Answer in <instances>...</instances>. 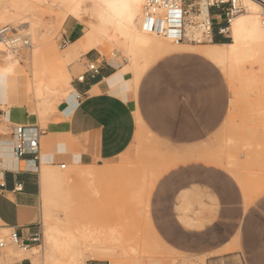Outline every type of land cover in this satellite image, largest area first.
I'll list each match as a JSON object with an SVG mask.
<instances>
[{
	"label": "crops",
	"instance_id": "1",
	"mask_svg": "<svg viewBox=\"0 0 264 264\" xmlns=\"http://www.w3.org/2000/svg\"><path fill=\"white\" fill-rule=\"evenodd\" d=\"M83 25L75 17L65 20L62 39L68 41L67 45L82 36ZM224 39L219 36L213 42L227 43ZM97 49L82 55L85 69L81 74L85 77L79 80L81 74L72 76L73 90L60 109L61 121L45 128L39 124L36 110L30 111L26 103L29 96L22 84L14 91L0 84V231L17 230L25 241L39 232L44 166L114 160L126 155L141 129L147 128L179 146V154L195 156L170 164L162 180L171 186L168 210L176 224L185 231L207 235L204 253L231 250L222 257L215 256V263H236L243 255L247 264H264V188L258 185L255 191L236 169L221 163L218 157L221 140L231 136L222 67L199 50H171L147 69L166 57L179 64L187 55H198L215 66L157 67L150 75H162L164 85L154 90L147 88L152 78L142 80L147 69L135 83L121 63L113 57L103 58ZM89 63L100 68L96 76L86 72ZM145 98L165 102L150 107L143 102ZM153 114L160 116L156 119ZM15 125L40 127L39 160L33 155L17 156L13 136L5 134ZM196 198L200 200L193 206L196 215H182V206ZM18 252L23 255L22 250ZM35 256L34 250L26 251L21 264H36Z\"/></svg>",
	"mask_w": 264,
	"mask_h": 264
},
{
	"label": "rangeland",
	"instance_id": "2",
	"mask_svg": "<svg viewBox=\"0 0 264 264\" xmlns=\"http://www.w3.org/2000/svg\"><path fill=\"white\" fill-rule=\"evenodd\" d=\"M51 1L36 0L32 4L31 12L39 19L37 28L34 30L25 27L26 32L23 30L29 35L33 45L23 48L16 54L28 76L32 73V60L38 53L39 57L45 56L51 61L52 53H66L71 44L63 45L64 23L59 24L60 27L57 25L61 15L60 8ZM224 19V15H219L214 21L221 23ZM18 24L17 22L9 25L17 27ZM17 28L21 29V27ZM46 31L52 32L46 35ZM157 39L168 41L162 36ZM226 39L231 41L232 37ZM97 50L105 59L109 60L113 57L121 64L130 63L128 55L123 50H114L110 45L107 49L101 50L102 52ZM166 52L169 51L156 52L151 57V63ZM85 53L80 51L69 59L68 69L72 76H78L84 71L85 62L80 60ZM262 56L233 60L228 69L221 66L225 71L222 73L227 83L231 136L221 140L218 157L221 163L236 169L240 177L245 178V182L253 186L255 191L258 185L259 188H264V57ZM184 58L179 64H176V60L172 57L155 61L142 76V80L152 78L147 88L158 90L164 85L161 81L162 75H150L157 67L175 65L195 67L203 64L215 66L198 55H187ZM67 97L55 99L56 104L53 101L54 109L52 108L50 114L37 113L42 128L61 121L60 109ZM143 102L152 107L153 104L162 105L165 101L145 98ZM26 103L31 112L35 110V100L31 94ZM159 116L160 114H153L156 119ZM178 151L179 146L143 128L127 154L114 160L100 164L72 163L73 165H67L66 168H60L58 165L44 166L39 218L40 241L36 245L39 248L35 249V255H42L44 259L42 264H177L176 262L179 264L183 260H196L201 256H206L205 264H215V256L222 257L225 252L229 253L231 250L204 253L203 245L209 239L207 235L181 229L168 210L171 186L162 181L168 166L176 159L179 161V159L195 158L193 154L181 155ZM123 158L125 159L122 160ZM229 160H234L233 164ZM67 170L69 172L64 173ZM85 172H91L95 176L94 179L88 181L91 174L83 175L82 173ZM62 174L70 175L69 182L72 187L61 183L59 176ZM91 182L99 186V197L88 189V183ZM69 193L73 196L69 197ZM199 201L196 198L191 203L184 204L181 208L182 215H196L193 206L199 204ZM88 213L94 214L98 223L101 222L106 226L107 243L83 244L81 248L49 244L45 234L46 228L81 229ZM149 218L156 232L153 231ZM179 220L183 222L181 216ZM8 233L9 230H2L0 237ZM19 250L21 249L15 245L1 249L0 264L23 259L27 250H22L23 255L18 252ZM75 258L77 261L73 263Z\"/></svg>",
	"mask_w": 264,
	"mask_h": 264
},
{
	"label": "bare ground",
	"instance_id": "3",
	"mask_svg": "<svg viewBox=\"0 0 264 264\" xmlns=\"http://www.w3.org/2000/svg\"><path fill=\"white\" fill-rule=\"evenodd\" d=\"M35 1L0 0V25L17 24L18 22L17 27H21L22 30L25 27L36 30L39 19L33 15L30 9ZM51 2L60 8L61 15L58 26L70 16L84 23L82 36L70 44L66 53H52L51 61H48L45 56L39 57L38 53L32 60V73L28 76L16 52L0 48V84L12 91L18 84L19 86L22 84L21 87L26 90L25 93L28 96L31 94L35 100V110L39 114H48L52 108L54 109L52 105L55 99L70 95L73 89L72 73L68 69V62L80 51L86 52L93 48L104 50L109 45L114 50H123L130 60L128 64L122 62L123 69L127 74L133 75L135 83L151 64V57L156 52L163 50L171 51L182 48L199 50L213 58L225 69H228L233 60L264 55V11L254 0H244V13H240L233 19L230 26L231 41L227 43L208 41L212 43L202 44L204 42H201L196 43L201 44L196 46L182 45L189 43H177L169 38H166L168 41L157 39L161 36L148 28L146 24L145 0H52ZM24 31L26 32V30ZM51 32L48 31L45 34L48 35ZM30 45H33L32 42ZM210 155L212 156V153ZM174 161L177 162L178 159ZM62 165L60 164L59 167L62 168ZM65 165L67 167V164ZM61 171L64 170L61 169ZM68 172L69 170L64 173ZM82 174H91L88 181L95 177L91 172ZM60 178L61 183L72 187L69 182V174H62L59 176ZM87 187L91 189L93 195L100 196V189L96 183H88ZM68 195L69 197L73 196L72 193ZM90 214H86V221L81 229L66 227L54 230L50 227L46 228L45 234L49 244L79 248L86 244L103 245L107 243L106 226L101 222L98 223L94 214ZM37 248L39 246H33L30 250L35 251ZM43 261L42 255L35 256L36 264H42ZM76 261L75 258L72 262L76 263ZM176 263L178 264V262ZM205 263L206 256H201L196 260H183L179 264Z\"/></svg>",
	"mask_w": 264,
	"mask_h": 264
},
{
	"label": "built area",
	"instance_id": "4",
	"mask_svg": "<svg viewBox=\"0 0 264 264\" xmlns=\"http://www.w3.org/2000/svg\"><path fill=\"white\" fill-rule=\"evenodd\" d=\"M256 1L264 11V0ZM245 11L244 0H145L146 24L152 31L164 38L177 43L196 44L215 41L219 36L230 37V26L233 19ZM224 15L223 22L216 23L214 18ZM68 41L63 40L66 46ZM30 38L22 29L12 25L0 27V48L18 53L23 48L30 47ZM100 68L95 63L86 66V72L92 76L99 73ZM85 73L78 79L84 80ZM40 127L38 125H15L5 134H11L14 139L18 157L33 155L36 160L40 156ZM66 165L63 163L62 168ZM40 233L34 234L28 241L19 235L17 230L11 229L6 236L0 237V250L15 245L21 250L31 249V245H38ZM23 259H16L8 264H21ZM215 264H247L245 257L240 261H222Z\"/></svg>",
	"mask_w": 264,
	"mask_h": 264
},
{
	"label": "trees",
	"instance_id": "5",
	"mask_svg": "<svg viewBox=\"0 0 264 264\" xmlns=\"http://www.w3.org/2000/svg\"><path fill=\"white\" fill-rule=\"evenodd\" d=\"M217 39H218V38H217ZM217 39H216V40H217ZM228 41H229V40H227L226 38L224 39V42H228Z\"/></svg>",
	"mask_w": 264,
	"mask_h": 264
}]
</instances>
